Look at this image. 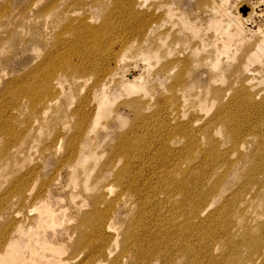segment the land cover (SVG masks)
Instances as JSON below:
<instances>
[{
  "label": "rangeland",
  "instance_id": "obj_1",
  "mask_svg": "<svg viewBox=\"0 0 264 264\" xmlns=\"http://www.w3.org/2000/svg\"><path fill=\"white\" fill-rule=\"evenodd\" d=\"M84 26L93 27L96 36ZM236 39L241 46L235 45ZM50 58L54 59L45 64ZM62 58L74 65L88 62L89 69L76 74L64 66ZM49 74H53V90L39 96L45 99L31 110L27 97L42 90L40 82ZM244 95L255 103L243 100ZM203 98L207 113L200 109ZM98 102L107 103L106 116L93 133H87L89 124L82 135L76 133L72 113L95 108ZM128 102L130 106H126ZM133 102H142L144 109L135 111ZM47 106L52 117L30 159L24 161L23 154L39 125H32L27 139L22 134L9 147L6 159L13 172L51 181L45 203L54 209L60 203L62 215L74 225L78 216L69 201L80 202L83 195L73 188L79 180L69 174L75 167L78 179L82 169L75 166L77 159L96 153L94 167L92 161L86 165L90 181L104 173L101 185H108V199H112L117 195V185L109 175L117 169L107 164L122 153L117 152L119 149L125 151L134 143L131 152L136 154L158 133L166 138L164 156L140 150L141 156L149 154L177 170L187 168L189 162L206 170L201 153L212 142L217 145L208 155L219 150L226 154L202 182L207 189L220 177L226 182L218 199L214 194L208 199L210 209L218 208L243 186L252 193L254 189L245 183L244 173L236 164L240 154H245L248 167L261 164L258 159L250 162L256 151L252 150L254 142L248 138L233 147L227 134L235 133V129L238 132L247 116H264V0H0V118L11 112L13 123L25 130L23 123L28 119L39 121V114L47 112ZM187 122L191 127L186 126V132L201 144L189 155L179 150L184 133L177 129ZM205 124L213 125L209 136L196 131ZM55 140H59L58 150L50 144ZM76 142L67 157L65 147L71 149ZM2 143L3 138L0 147ZM157 147L162 145L151 148ZM14 159L20 160L19 164ZM127 160L138 163L137 156ZM226 160L229 166L223 165ZM257 188L262 202L248 205L242 223L264 221V184ZM199 191L194 188L193 193ZM37 193L33 190V197ZM247 194L243 193L245 202L249 200ZM194 197L192 204L196 202ZM243 205L239 204L237 213ZM74 207L78 209L79 205ZM117 208L118 222L132 213L121 203ZM189 219L197 221L190 214ZM193 221L192 231L197 229ZM240 230L235 226L232 232L238 234ZM197 236H193V242Z\"/></svg>",
  "mask_w": 264,
  "mask_h": 264
},
{
  "label": "bare ground",
  "instance_id": "obj_2",
  "mask_svg": "<svg viewBox=\"0 0 264 264\" xmlns=\"http://www.w3.org/2000/svg\"><path fill=\"white\" fill-rule=\"evenodd\" d=\"M83 28L96 36L93 27ZM235 41L237 47L241 46L239 39ZM56 44L60 43L56 41ZM59 57L60 54L56 58ZM52 59L54 58L47 59L44 63L48 65ZM62 60L64 66H69L76 74H82L89 69L88 62L74 65L69 60ZM49 75L44 76L45 79L40 82L42 90L27 97L31 110L38 101L45 99L39 96L53 90V74ZM207 93L206 91L205 96ZM249 98V95L242 97L250 105L255 103L250 102ZM203 99L200 109L207 113L209 109L203 105L206 101ZM130 105V102L126 103V106ZM132 106L138 112L144 109L142 102H133ZM106 107V102H98L95 108L72 113L76 119L73 130L82 135L89 124L87 133H93L99 120L106 116ZM46 109L47 112L43 110L39 114V121L28 119L24 122L25 130L18 129L13 123L11 112L0 118V139L3 138L0 147V264H264V221L252 222L253 225L242 223L244 210L248 205L262 202L257 187L264 184V116L257 118L261 123L247 116L245 125L238 132L235 129V133L227 134L233 147L248 138L254 142L252 150L256 148V151L250 162L258 159L261 164H250L248 167L249 161L245 154L239 155L236 164L244 173L245 183L254 189L252 193L243 186L218 208L210 209L208 199L213 194L218 199L217 196L224 193L226 182H222L220 177L213 182L210 189L205 188V185L203 187L202 182L220 160L226 159V154L219 150L211 156L208 155L217 145L212 142L201 153L206 170L191 166L190 162L187 168L177 170L149 154L141 156L140 150L142 153L153 152L157 156H164L162 152L166 138L158 133L150 144L142 145L139 151L136 150V154L135 151L131 152L134 143H130L131 146L125 151L119 149L117 152L122 153L107 164L109 168L117 169L115 174L109 175L117 185V195L112 199H108V185H101L104 173L90 181L86 165L92 161L94 167L93 156L96 153L84 156L81 152L83 159H77L75 163V166L82 169L78 179L75 177V167L69 173L75 181L79 180L74 183V190L79 189V193L83 194L80 195V202L73 204L69 201L73 213L78 216L74 225L71 219L66 220V215H62L64 210L60 203L56 209L52 204L45 203L51 181L40 180L37 175L29 178L25 173L13 172L6 159L11 150L9 147L22 134L27 139L29 131H33L32 125H39L34 137L29 139L28 150L23 154L24 161L30 159L38 140L45 136L44 127L49 124L48 118L52 117L51 107L47 106ZM178 126L181 129H177L184 133L181 137L184 143L179 150L189 155V152L195 151L196 146L201 144L198 139H194L193 134L186 132V126L191 127L190 123ZM196 131H202L209 136L213 125L205 124ZM58 142L59 140L50 142L54 150H58ZM77 143L71 149L65 147L67 157L72 155ZM160 145L162 147L151 148ZM166 151L168 152L167 149ZM136 156V165L128 162V158L136 159ZM15 162L19 164L20 160L14 159ZM223 165L229 166L230 162L226 160ZM259 175H262L260 180ZM194 188L200 191L193 193ZM33 190L38 191L34 197ZM243 193H249L247 202L243 199ZM192 196H196L194 204L191 202ZM243 202L242 210L237 213L239 204ZM120 203L132 209L130 215L125 214L122 222L116 221ZM76 205H79L78 209H75ZM101 206H104L103 210ZM189 214L195 216L197 221L189 219ZM58 215L62 218L59 219ZM192 221L197 227L194 231ZM235 226L241 229L238 234L232 232ZM195 235H198L197 240L203 242H193Z\"/></svg>",
  "mask_w": 264,
  "mask_h": 264
}]
</instances>
